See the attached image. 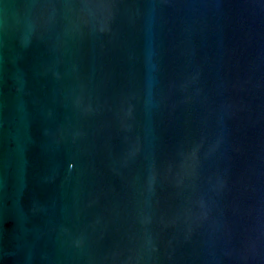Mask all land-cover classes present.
<instances>
[{
    "label": "water",
    "instance_id": "95a60500",
    "mask_svg": "<svg viewBox=\"0 0 264 264\" xmlns=\"http://www.w3.org/2000/svg\"><path fill=\"white\" fill-rule=\"evenodd\" d=\"M0 264H264V0H0Z\"/></svg>",
    "mask_w": 264,
    "mask_h": 264
}]
</instances>
